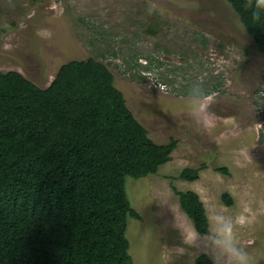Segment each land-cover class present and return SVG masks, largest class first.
I'll return each mask as SVG.
<instances>
[{
  "label": "rangeland",
  "instance_id": "rangeland-1",
  "mask_svg": "<svg viewBox=\"0 0 264 264\" xmlns=\"http://www.w3.org/2000/svg\"><path fill=\"white\" fill-rule=\"evenodd\" d=\"M89 58L107 66L156 144L177 141L171 160L156 174L126 179L127 198L140 216L127 219L133 264L210 258L201 242L184 243L182 233H190L193 223L173 187L197 193L207 215L246 217L237 237L256 264H264V127L257 125L264 126V56L231 4L0 0V72H19L45 89L62 65ZM197 84L213 94L207 125L192 116L187 100ZM202 164L195 181L179 178L184 168ZM222 167L227 174L217 170Z\"/></svg>",
  "mask_w": 264,
  "mask_h": 264
},
{
  "label": "trees",
  "instance_id": "trees-1",
  "mask_svg": "<svg viewBox=\"0 0 264 264\" xmlns=\"http://www.w3.org/2000/svg\"><path fill=\"white\" fill-rule=\"evenodd\" d=\"M227 1L264 56V19L253 23L244 0ZM176 146L149 137L113 74L93 58L62 65L45 89L0 72V264H133L127 219L140 216L126 179L156 174ZM204 168H184L179 178L195 181ZM172 190L205 235L198 194ZM195 264L213 262L200 255Z\"/></svg>",
  "mask_w": 264,
  "mask_h": 264
},
{
  "label": "clouds",
  "instance_id": "clouds-1",
  "mask_svg": "<svg viewBox=\"0 0 264 264\" xmlns=\"http://www.w3.org/2000/svg\"><path fill=\"white\" fill-rule=\"evenodd\" d=\"M243 7L251 12L253 23L264 19V0H244ZM152 11H155L153 6ZM151 14V12H150ZM213 94L206 91L200 84L189 89L187 100L191 108L192 116L198 121L207 125L211 120L212 114L207 111L209 102ZM259 127L260 124H257ZM248 160L251 158L248 154ZM209 227L204 236L193 226L190 233H182L184 243L194 246L198 242L202 243L206 254L210 256L213 264H256L254 256L241 246L237 237L236 228L248 222L246 217H238L233 220L225 212L214 211L207 215Z\"/></svg>",
  "mask_w": 264,
  "mask_h": 264
}]
</instances>
